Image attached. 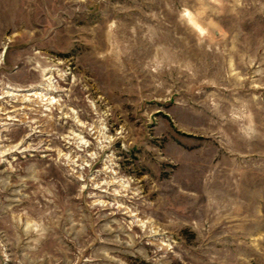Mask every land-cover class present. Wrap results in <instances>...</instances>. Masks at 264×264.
Here are the masks:
<instances>
[{
    "label": "rangeland",
    "instance_id": "rangeland-1",
    "mask_svg": "<svg viewBox=\"0 0 264 264\" xmlns=\"http://www.w3.org/2000/svg\"><path fill=\"white\" fill-rule=\"evenodd\" d=\"M0 55V264H264V0H0Z\"/></svg>",
    "mask_w": 264,
    "mask_h": 264
},
{
    "label": "bare ground",
    "instance_id": "bare-ground-1",
    "mask_svg": "<svg viewBox=\"0 0 264 264\" xmlns=\"http://www.w3.org/2000/svg\"><path fill=\"white\" fill-rule=\"evenodd\" d=\"M0 57H1V55H0ZM46 80H48V83L50 84V86H51V83H50V80H51V77H48ZM46 85V84H45ZM37 89H39V91H44V88H43V84H40L38 87H37ZM46 91V90H45ZM49 91V90H48ZM35 94V93H34ZM34 94H32V93H30L29 95L30 96H35ZM36 98H40V97H45L46 95H47V92H44L43 94H41V93H36ZM11 96V95H10ZM47 100V99H46Z\"/></svg>",
    "mask_w": 264,
    "mask_h": 264
}]
</instances>
